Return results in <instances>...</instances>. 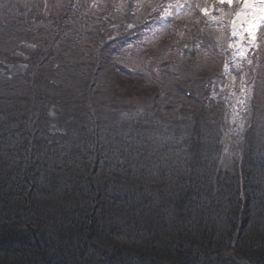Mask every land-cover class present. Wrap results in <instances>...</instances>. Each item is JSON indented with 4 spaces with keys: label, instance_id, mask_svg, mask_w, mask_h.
<instances>
[{
    "label": "trees",
    "instance_id": "obj_1",
    "mask_svg": "<svg viewBox=\"0 0 264 264\" xmlns=\"http://www.w3.org/2000/svg\"><path fill=\"white\" fill-rule=\"evenodd\" d=\"M6 1L0 0V4ZM19 1L10 0L13 3L8 7ZM35 1L42 10L32 14L31 20L46 23L47 8L38 0ZM101 2L114 8L116 20L121 6L111 5V0ZM185 5L186 13L192 9L198 13L207 5V0H187ZM159 6L154 4L151 6L152 10L149 6L141 10L137 13L140 19L138 24L132 21L131 26L144 24L143 30L146 31V27L150 25L145 27V24L160 22V35L151 37L147 32L140 39L135 36L134 31L124 33L127 37L123 39L125 45L122 48L130 53L133 47L125 46L134 45V52L141 56L145 53L144 47L150 49L162 40L171 56H177L174 64L178 70L173 73L165 72L147 54L145 57L148 59L142 62L145 72H140L149 73L152 75L150 78H157L153 71H158L155 74L158 76L157 81L166 82V77H170V82L174 80V87L188 88L193 78L201 75L202 66L198 70L194 69L196 66L193 64L181 67L195 58L187 44H191L195 53L201 50L202 55L199 54V57H209L207 54L215 53L212 44L200 37L206 31L211 32L208 26L210 18L203 20V14L198 13L197 24L188 27L192 29L191 33L179 35L175 27L173 33L177 32V36L174 37L171 36L172 31L169 32L174 25L165 20L170 8L166 4ZM214 7L217 8L214 11L221 14L218 10L220 5ZM10 10L13 13L10 8L8 13ZM213 20L216 21L215 18ZM0 21L4 25L3 17H0ZM93 25L91 22L85 24L86 28H90L89 35L94 33L96 26ZM183 25L184 21L181 26L184 27ZM118 30H111L108 38ZM115 37H118L117 32ZM108 41L112 39L101 43L105 48L101 56L106 64L124 66L119 63V54L124 55L122 49L107 47ZM96 42L98 40L95 39ZM203 53L206 54L203 56ZM126 58L127 56L122 57L121 60ZM177 60L183 64H176ZM93 69L98 72L95 67ZM96 72H93V76L90 73L83 88L74 90L73 86L70 87V99H75L69 106L61 105L64 100L61 98L64 96L58 95V102L50 95L47 97L51 101L48 106L38 112L32 111V118L43 117L44 119L37 120L49 123L52 127L50 132H56L55 138L58 141L59 138L64 140L58 144L55 139L48 143L39 141L34 135L35 129L41 128L39 124L27 129L20 124L12 131L17 121L0 117V139L6 134L7 126H10L11 132L7 135L13 133L10 143L15 146L0 148V212L5 211L4 225L0 230H11L4 231L3 234L0 232V251L10 254L5 256L9 262L5 264L31 262L30 251L34 247L44 253L38 254L34 264H52L54 261V264H148V254L153 255L152 260H164V263L149 261L154 264H211L214 255V259L218 255L228 257L227 251L231 249L233 237L238 236L240 231H244L243 238L253 239V243H244L247 256L252 260L251 264H264V150H245L240 163L236 165V169L241 165L242 170L231 175L230 171L234 168L226 169L221 166L220 158L214 155L211 147L207 150L202 148L197 137L191 136L190 141L180 142V147H175L174 142H165L162 149L157 148L160 144L149 142V139L141 135H138V141L121 138L115 134L120 133L118 120L120 121L122 114L131 113L132 116L139 113L142 117L152 119V114L159 116L163 110L150 102L154 89H147L145 85L143 89L131 88L134 92L121 87L111 88L109 84L104 85V81L100 82ZM207 74L212 76V73ZM103 78H107V74ZM210 79L214 80L213 77ZM206 82L209 83L208 80ZM2 85L1 89L4 87ZM109 88L112 92L106 93L105 90ZM204 88L209 90L205 85ZM184 93L187 97L191 95L190 91L185 90ZM178 96L175 99L182 98ZM119 100L123 104L121 114L116 107ZM106 122L110 126L107 127ZM256 125L259 129L256 135L264 137V122L258 121ZM20 132L23 141L16 145L14 139L19 138L16 136ZM117 143L121 145L117 146ZM242 154L243 151H240V156ZM174 156L178 157L175 159ZM39 163L43 168L40 171L43 173V182L38 175ZM60 167L63 172L69 168L68 171L74 175L73 179L67 177L71 173L62 174ZM91 177L95 179L87 181ZM228 179H231V184ZM37 182H40V188ZM98 188L104 198L96 206V209L100 208L95 215L96 219L88 215L96 196L87 198V193ZM34 191H37L35 198H26L29 192L31 194ZM70 191L77 195L68 196L66 193ZM241 191H244L243 195ZM230 193L235 194L228 196ZM242 217L246 230L234 231L235 223ZM120 246L127 248L126 257L119 256L123 263L113 260L114 256L110 257L112 252L117 255L119 249L123 250ZM252 253L257 254L255 256ZM233 256L240 258L238 254ZM58 259L60 262H57ZM66 260L68 262H64ZM246 261L248 260H243V264ZM227 263L239 262L228 260Z\"/></svg>",
    "mask_w": 264,
    "mask_h": 264
},
{
    "label": "rangeland",
    "instance_id": "obj_2",
    "mask_svg": "<svg viewBox=\"0 0 264 264\" xmlns=\"http://www.w3.org/2000/svg\"><path fill=\"white\" fill-rule=\"evenodd\" d=\"M7 1L9 3L0 4V17L4 18V25L0 21V117L5 120L13 119L17 121V125H13L12 131L18 128L20 124L26 129L39 124L41 128L35 129L36 134H34L39 138V141L48 143L55 139L57 144L59 141H64L62 138H59V141L56 139L57 137L55 138L54 133L56 132L52 130L50 132L49 129H52V127L49 123L37 120L44 119L43 117L32 118V114H34L32 111L36 110L38 112L48 106L51 101L47 97L50 95L52 99L58 102H60L58 95L64 96L61 98L64 99L61 105L69 106L73 103L71 101L75 99H70V87L73 86L74 90L83 88L90 78V73L93 76V72H96L93 71V67H95L98 70L96 77L101 80L100 82L104 81V85L109 84L111 88L121 87L134 92L131 88L137 89L140 87L143 89L145 85L147 89H154L150 102L155 107L157 106V108L163 110L162 113H159V116L152 114V119L142 117L139 113L132 116H130L131 113L128 115L122 114L120 121L118 120V131L120 133L115 134L121 136V138L138 141V135H141L143 138L149 139V142L160 144L157 148L162 149L166 143L171 144L174 142L175 147H180V142L190 141L191 136L197 137L202 148L207 150L211 147L210 149L215 152L214 155L220 158L221 166L226 169L234 168L230 171L231 175H234L236 171L239 172L240 169L242 170L241 165L238 169H236V165L240 163V157H243L245 150L248 148L264 150V137L262 135L258 137L256 134L259 129H253V126H257L258 121L264 122L262 121L264 120V45L261 49L262 44H264V0H249L248 8L245 7L242 0H232L231 4L227 3V0L223 3H221V0H207V5L203 6L198 13L203 14V20L210 18L208 26L211 32L206 31L200 37L207 39L212 44L215 53L214 55L207 54L209 57H199V54L202 55L201 50L198 51V49V52L195 53V50L191 49V44H187L191 53H194L195 58L193 57L187 61L188 65H182L183 63L178 60L176 64L182 65L181 67L184 68L193 64L196 66L194 68L196 70L202 66V72L198 78L194 77L197 80H192V84H188V88L181 89H178L179 86L174 87V80L170 82V77H166V82L157 81L158 76L155 74H158V71L156 73L153 71V75L157 78H150L149 76L152 75L149 73L140 72H145L142 64L143 60L148 59L145 56L147 54L151 56V53L155 51L160 55H165L167 57L166 61L175 63L177 56H171L169 49L164 46L162 40L153 46V50L144 47L146 53H141V56L134 52L136 47L131 48L129 53L131 57L128 61L132 64L128 63L124 66L113 63L106 64L105 59L101 56L103 55L102 51L104 53L105 50L101 43H104L107 39H112V41H108L107 47L121 49L123 44L125 45L123 39L127 37L124 33L134 31L135 36L140 39H143L147 32L151 37L159 36L160 22L145 24V27L150 25L146 27V31L143 30L144 24L131 26L132 21H135L134 24H136L140 20L137 13L148 6L152 10L151 6L154 4L160 6L166 4V7L170 8V11L166 13L168 18L165 17V20L174 25L169 31H172L171 36L176 37L177 32L179 35H189L192 29H188V27L191 24H197L199 15L194 9L186 13L185 2L187 0H111V5L121 6L116 20L114 8L109 5L105 6V3L101 2L102 0H49L47 2L38 0L47 8L46 23L44 21L43 24L31 20L33 18L32 14H35L39 9L42 10L35 0H20L18 4L12 7L8 6L13 2ZM217 4L220 5L218 10L221 11V14L214 11V8L217 9L214 7ZM244 7L246 10L242 12ZM9 8L13 9V13L11 10L8 13ZM205 9H207V12L204 11ZM31 10L34 11L31 12ZM226 11H229V13H226ZM4 13L6 15H3ZM81 13L85 14L82 15ZM259 13H261L259 19L253 21V18H257ZM41 15L42 13L39 14L40 17ZM238 17L240 19H237ZM241 17H243V20ZM214 18L216 21L213 20ZM67 20L69 21L67 22ZM183 21L185 22L184 27L181 26ZM87 22H91L96 26L92 35L88 34L90 28L85 27ZM98 23L100 24L98 25ZM175 27H177V32L173 33ZM115 28L119 30L115 31L111 38H108V36H111V30ZM116 32L118 37H115ZM95 39L98 42L95 43ZM204 50L206 51V49ZM204 54L206 53H203V56ZM119 55H117L120 57L119 63H122L120 61L125 55ZM161 69L166 70L164 67ZM207 73H212V76ZM105 74H107V78H103ZM211 77H213V81L210 79ZM207 80L209 83L206 82ZM2 84H4V87L1 89ZM204 85L209 90H206ZM52 86L53 88H51ZM111 88L105 90V92H112ZM185 90L190 91L191 95L187 97L184 93ZM170 94L176 97L180 95L178 97L182 98H180L181 100L175 99L176 97L172 98ZM122 106L120 100L116 102L120 114ZM30 111L31 113H29ZM24 120L26 122H23ZM141 125L148 128L142 129ZM106 126L108 127L110 124L106 122ZM8 132H11L10 126H7L6 134L1 136L0 148L2 149L15 148L10 143L13 140L10 137L13 133L7 135ZM16 137H19L17 140L14 139L17 145L23 141L21 132ZM118 145L121 144L117 143ZM240 151H243L241 156ZM174 157L176 159L178 156ZM40 163L38 165V175H40V181L43 182V173L40 172L43 168ZM45 163L42 162L41 164ZM68 169L63 172V168L60 167L59 170L66 175L71 173ZM68 175L67 177L73 179L74 175L72 173ZM94 179L91 177L87 181ZM228 180L231 184V179ZM39 183L37 182V185L40 188ZM73 192L70 191L66 194L74 197L77 194L74 195ZM35 193L37 191L31 192V194L29 192V196H26V198L29 197V200L32 197L35 198ZM234 194L230 193L228 196ZM243 194L244 191H241V195ZM102 195L99 188L92 190L90 193L88 191L87 198L96 196L94 204L90 206V209L88 208L89 217L93 216L98 219L95 215L98 214L100 208L96 209L98 208L96 206L102 203L101 200L104 198ZM67 206L71 208L70 204H67ZM4 212H0V228L2 224L4 225ZM85 215L87 216V214ZM243 221L244 218L242 217L238 223H235L234 231L246 230L243 227ZM226 224L229 226L228 222ZM4 231L10 232L11 230ZM4 231L1 233L3 234ZM243 234L244 231H240L238 236L233 237L230 245L231 249L227 251L228 257L218 255L214 259L216 256L214 255L211 258V264H217V262L218 264H229L227 263L228 260H236V263L239 262L238 264H243V260H248L245 264H251L252 260L247 256L248 251L244 248V243L251 241L253 243V239L243 238ZM120 247L123 250L119 249L117 255L112 252L110 257L113 258L114 256L113 260L123 263V260H119V256L125 258L127 248L125 246ZM38 254L44 253L34 247L30 251L32 260L28 263L34 264L37 261ZM236 254L240 258L233 256ZM256 254L252 253L255 256ZM6 255H10L9 252L0 253V263L5 264L8 262L5 258ZM147 256H149L148 259L150 258L148 264H154L149 261H162L158 258L152 260L154 257L151 254ZM262 257H264V254ZM58 261L60 262L59 259ZM64 262H68V260ZM54 263L55 261L52 262V264ZM162 263H164V260Z\"/></svg>",
    "mask_w": 264,
    "mask_h": 264
},
{
    "label": "bare ground",
    "instance_id": "obj_3",
    "mask_svg": "<svg viewBox=\"0 0 264 264\" xmlns=\"http://www.w3.org/2000/svg\"><path fill=\"white\" fill-rule=\"evenodd\" d=\"M6 3H9V1H6ZM245 7L242 9V12L246 10ZM260 15H261V13L258 14L257 18H253V21L258 20ZM241 18L243 20V17H241ZM244 18H246V16H244ZM237 19H240V17H238ZM127 47L131 48V47H134V45H130V46H127ZM121 49H122V52L124 53V55L127 56V58L125 60H121V61H122V63L124 65H127L128 63H130L128 60L131 57V54L129 55V53H126L122 47H121ZM151 49L153 50L154 48L151 47ZM151 54L152 55L149 56V58L153 57L154 61H156L160 67H164L166 69V70H164L165 72L169 71L170 73H173L175 70H178V67L173 63V61H170V60H169L170 62L166 61L167 57L165 55H163V58H162L160 53H156V51L154 53L152 52ZM130 64H132V63H130ZM178 78H180V77L178 76ZM193 80H197V78H194ZM262 121H264V120H262ZM253 127L254 128H258L257 126H253Z\"/></svg>",
    "mask_w": 264,
    "mask_h": 264
},
{
    "label": "snow or ice",
    "instance_id": "obj_4",
    "mask_svg": "<svg viewBox=\"0 0 264 264\" xmlns=\"http://www.w3.org/2000/svg\"><path fill=\"white\" fill-rule=\"evenodd\" d=\"M225 2V0H221V3ZM242 2L245 4V6H248V2L249 0H242ZM227 3L231 4L232 0H227ZM205 12H207V9L204 10ZM235 35V33H233Z\"/></svg>",
    "mask_w": 264,
    "mask_h": 264
}]
</instances>
